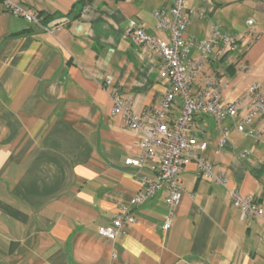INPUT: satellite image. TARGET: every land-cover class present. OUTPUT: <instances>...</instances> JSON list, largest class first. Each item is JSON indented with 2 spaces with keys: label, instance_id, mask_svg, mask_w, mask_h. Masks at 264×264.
<instances>
[{
  "label": "crops",
  "instance_id": "crops-1",
  "mask_svg": "<svg viewBox=\"0 0 264 264\" xmlns=\"http://www.w3.org/2000/svg\"><path fill=\"white\" fill-rule=\"evenodd\" d=\"M11 1L39 23L0 0V264H264V218L243 217L228 191L264 211V139L237 131L231 118L216 126L199 114L190 129L228 189L188 160L169 228L164 188L132 202L159 158L125 164L140 154L139 133L112 113L103 80L111 76L133 110L151 119L170 82L159 77L161 58L136 43L127 24L166 38L153 12L168 13L173 0H92L83 8L77 0ZM185 9L187 36L207 38L212 25L242 32L250 19L259 34L246 49L209 58L193 90L221 79L217 88L231 101L255 82L264 86V0H185ZM179 111L176 98L167 120ZM246 127L264 130V117ZM122 206L135 217L131 227L114 240L99 234Z\"/></svg>",
  "mask_w": 264,
  "mask_h": 264
},
{
  "label": "built area",
  "instance_id": "built-area-1",
  "mask_svg": "<svg viewBox=\"0 0 264 264\" xmlns=\"http://www.w3.org/2000/svg\"><path fill=\"white\" fill-rule=\"evenodd\" d=\"M2 3L10 12L22 15L30 22L39 23L34 16L11 0H2ZM153 15L157 20L156 29L164 31L166 38L135 26L131 20L127 24V33L132 35L134 41L161 58L159 77L170 82L158 106L153 109L151 119L146 120L133 110L130 100L114 85L111 76L104 78L103 86L111 98L112 113L122 117L126 128L139 133L140 154L137 158L125 159V164L139 167L153 158H159L155 176L141 179L142 189L132 196V202L139 204L164 188L167 192L165 203L169 210L165 228H169L173 209L182 190L178 175L188 160L194 162L200 176L228 189L224 173H215L212 164L201 155L206 144L190 135L195 117L206 114L213 119L216 126H220L225 118H231L235 121L234 128L237 131L264 139V130L258 132L246 127L259 116L264 117V86L255 82L243 96L231 101H224L217 88L221 79L209 78L197 90L191 87L193 79L209 58L220 61L228 54L246 49L259 37L251 26V19L246 21L245 31L230 33L220 30L218 25H212L209 36L199 39L185 33L189 23L185 0H173L168 13L155 10ZM176 98L180 100V111L172 121H168V111ZM225 135L226 132L223 131V139ZM228 191L233 206L240 210L243 217L264 218L263 209L251 196L242 197L234 189ZM134 221L135 217L128 206H122L112 220L98 228V233L114 240L130 228ZM114 256L113 254L112 258Z\"/></svg>",
  "mask_w": 264,
  "mask_h": 264
},
{
  "label": "trees",
  "instance_id": "trees-1",
  "mask_svg": "<svg viewBox=\"0 0 264 264\" xmlns=\"http://www.w3.org/2000/svg\"><path fill=\"white\" fill-rule=\"evenodd\" d=\"M92 0H77L75 5L80 6L81 8H83L84 6L88 5ZM41 16V14L38 15V18ZM48 16H44L43 18H41V21L43 20H47ZM48 21V20H47ZM46 23V22H45Z\"/></svg>",
  "mask_w": 264,
  "mask_h": 264
}]
</instances>
